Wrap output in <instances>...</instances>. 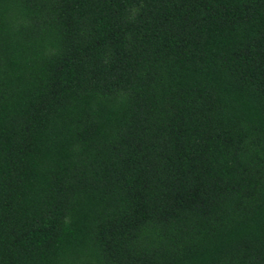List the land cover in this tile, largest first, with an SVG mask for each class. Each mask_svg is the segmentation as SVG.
Segmentation results:
<instances>
[{"label":"trees","instance_id":"16d2710c","mask_svg":"<svg viewBox=\"0 0 264 264\" xmlns=\"http://www.w3.org/2000/svg\"><path fill=\"white\" fill-rule=\"evenodd\" d=\"M0 264H264V0H0Z\"/></svg>","mask_w":264,"mask_h":264}]
</instances>
